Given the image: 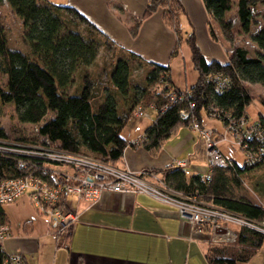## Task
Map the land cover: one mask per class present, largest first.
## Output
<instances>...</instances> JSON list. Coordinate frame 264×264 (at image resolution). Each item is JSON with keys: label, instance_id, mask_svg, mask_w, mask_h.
Returning <instances> with one entry per match:
<instances>
[{"label": "trees", "instance_id": "trees-1", "mask_svg": "<svg viewBox=\"0 0 264 264\" xmlns=\"http://www.w3.org/2000/svg\"><path fill=\"white\" fill-rule=\"evenodd\" d=\"M210 19L219 28L223 39L232 49L228 63L208 62L200 53L194 34L185 39L181 30L184 7L179 0H148L142 18L134 21L130 29L137 36L142 22L158 10L176 34L178 44L185 41L191 51L192 63L199 74L189 95L173 87L171 68L147 62L133 52L118 47L100 32L85 16L69 6L55 5L48 0H0V9L6 3L23 28L25 47L12 49L0 18V74L6 77V89L0 90L3 104H12L22 124L37 126L40 144L29 145L25 139L16 144L0 126V182L25 177L32 163L42 162L31 157L4 151L9 145L16 149L52 147L68 153L92 156L103 162L119 166L124 151L131 144L122 131L135 110L152 109L154 123L144 133L139 145L152 155L162 149L180 127L202 124L203 115L217 119L224 126L247 119V107L253 98L245 84L264 87V13L262 22L255 16L264 0H238L237 18L241 32L249 35L253 27L260 30L252 35L257 45L256 57L243 47H234V24L227 19L232 0H203ZM211 36L216 39L213 27ZM104 52L100 78L93 79L91 67ZM177 54L174 51L173 56ZM143 69L144 78L135 81L133 74ZM220 76L228 85L217 91ZM213 77V78H212ZM74 88L70 94L69 89ZM178 96L173 103L169 93ZM187 91V90H186ZM184 96V97H183ZM179 97H183L180 100ZM191 104L195 105L191 109ZM264 106V101L262 102ZM182 112L188 113L184 117ZM258 123L264 135V117ZM250 151L261 161L254 164L245 160L244 166L232 160L227 168L212 169L211 177H188L184 169L172 167L160 174L174 191L192 195L242 217L250 223L264 227V207L236 195L234 188H242L243 177L264 166V142L254 141ZM27 167V168H26ZM6 214L0 205V226L7 225ZM237 244L253 251H227L208 247V264H245L262 248L264 235L250 228L237 233ZM7 253L0 243V264H5Z\"/></svg>", "mask_w": 264, "mask_h": 264}, {"label": "crops", "instance_id": "crops-1", "mask_svg": "<svg viewBox=\"0 0 264 264\" xmlns=\"http://www.w3.org/2000/svg\"><path fill=\"white\" fill-rule=\"evenodd\" d=\"M48 1L76 9L118 47L147 62L169 65L174 88L190 90L197 83L199 74L192 63L191 51L185 41L178 44L175 32L164 22L161 9L144 20L137 36H132L130 29L135 20L143 17L148 0ZM179 1L184 7L181 16L184 39L193 33L200 53L208 62L226 58L224 45L220 46L211 36L210 25L214 30V23L204 1ZM174 51L177 54L172 57ZM147 111L149 118L130 120L123 129L122 136L131 146L124 151L119 166L134 172L163 171L174 167L177 160H187L188 177L207 176L205 147L189 127L177 129L156 155L135 144L154 123L155 112ZM204 117L205 114L202 124L206 126ZM212 129L226 136L225 131ZM219 149L226 158L233 160L225 148ZM27 204L32 208L29 199L24 197L3 206L11 231L10 238L3 244L4 251L22 254L26 264H208L207 236L196 233L190 223L182 221L175 207L146 195L108 193L94 205L73 200L78 223L63 246L48 233L43 218L33 208V211L24 212ZM261 249L245 264H252ZM262 263L264 256L260 259Z\"/></svg>", "mask_w": 264, "mask_h": 264}, {"label": "built area", "instance_id": "built-area-1", "mask_svg": "<svg viewBox=\"0 0 264 264\" xmlns=\"http://www.w3.org/2000/svg\"><path fill=\"white\" fill-rule=\"evenodd\" d=\"M214 79L218 82L217 91L227 87L228 80L226 78L215 76ZM190 93L189 90L182 92L183 95ZM169 96L173 103L177 102L178 96L174 91L170 92ZM183 97H179L180 100ZM190 107L194 109L195 105L191 104ZM182 115L188 117L186 112H182ZM133 116L150 117L142 107H138ZM248 121L242 119L229 126L232 131L236 132L237 142L246 153L245 160L254 164L260 162L261 159L249 150L250 144L254 141L264 142V135L258 122L248 125ZM192 127L196 131L200 129L197 124ZM200 133L207 150L209 169L207 177L210 178L212 169L227 168L232 164V160L221 153L218 140L213 136V133L207 130H200ZM143 140L144 137L135 144L139 145ZM4 151L31 157L42 163L40 165L36 162L32 163L28 167L29 173L25 177L0 182V205H11L24 196H29L37 214L43 218L48 233L61 246L68 239L74 225L78 223V214L73 208L72 201H85L94 205L108 193L142 194L152 197L164 205L175 207L180 219L190 223L198 234L203 233L204 226H207L216 235L219 229H223L229 223H240L244 228L260 229L242 217L199 201L192 195L172 190L161 175L151 170L134 172L89 155L68 153L52 147L16 149L9 145ZM174 166L185 170L188 167V162L187 160H177L174 162ZM221 235H224L225 239L229 237L225 233ZM10 236V227L1 225L0 243L4 244ZM5 264H26V261L22 254L12 253L7 254Z\"/></svg>", "mask_w": 264, "mask_h": 264}, {"label": "rangeland", "instance_id": "rangeland-1", "mask_svg": "<svg viewBox=\"0 0 264 264\" xmlns=\"http://www.w3.org/2000/svg\"><path fill=\"white\" fill-rule=\"evenodd\" d=\"M237 1L232 0L233 6L232 10L227 14V19L231 20L234 24V33H235V45L234 47H243L249 51V55L251 57H256L258 52L257 45L252 41V35L257 33L260 30V27H253L252 31L249 35H244L241 32V25L237 18ZM264 13V5H260L255 11V16L258 21L262 22V15ZM0 18L4 25L6 36L9 41V46L12 49L16 48H23L25 47L22 40L23 28L19 18L13 14L11 8L4 3L0 9ZM211 26V25H210ZM182 30V29H181ZM214 32L216 34V39H214L217 43L223 44L226 49V58L224 59H216L221 64H226L228 62L229 56L231 54V49L229 48V44L223 39L222 34L219 28L214 23ZM221 46V45H220ZM224 50V48H223ZM104 52L100 53V57L97 60V64L89 70L93 76V79L100 78V74L102 73V66L104 61ZM146 61V60H145ZM144 78L143 69H137L133 74V79L135 81H141ZM6 77L0 74V90L6 89ZM247 90L249 91L251 97L253 98L252 103L247 107V119L248 125H252V123L258 122L260 116L264 117V106L262 102L264 101V87L260 84H245ZM74 88L69 89V94L73 92ZM146 114L149 115L147 110H144ZM139 118H148V117H135L132 118L131 121H135ZM205 125H200L199 123H194L193 125H199L200 129L197 131L194 130L192 125L189 127L192 132L198 135V139L202 141V135L200 130L202 131H210L213 133V136L218 140L219 148H225L230 156L233 158L235 162H237L240 166H244L245 164V151L243 148L239 146L237 142V135L235 131H232L231 126H224L223 123L217 119L207 118L205 115L204 117ZM246 125V126H248ZM0 126L6 131L8 135V141L11 144L19 143L18 139L22 138L27 140L26 143L29 145H33L34 143L40 144L41 138L37 132V126L22 124L17 119V115L15 112V108L12 104H3L0 98ZM208 126V127H207ZM217 128L226 132V136L222 134L218 135L215 130L212 128ZM237 138V139H236ZM240 139V135H239ZM222 142V143H220ZM204 147L205 143L202 141ZM220 143V145H219ZM206 150V148H205ZM207 154V150H206ZM207 162H208V155H207ZM28 170V169H26ZM234 191L236 195L244 197L249 201L255 204H261L264 207V166L260 168H256L253 170L248 176L243 177L242 181V188L235 187ZM28 199L29 196H24ZM23 197V198H24ZM21 200V199H20ZM30 201V200H29ZM18 202V201H17ZM32 208L35 210L33 203L30 201ZM32 208L27 204L24 207V212L33 211ZM14 209V208H12ZM35 213L36 210H35ZM41 217V216H40ZM240 223H229L225 225L223 229H219L216 235L212 232V229L207 226H204L203 235L207 236L208 240V247L213 249H226L227 251H241L243 249L253 251L251 248L248 247H241L237 244V233L242 230ZM260 229L254 228L255 231L260 232L264 235V227H260ZM228 234L229 237L225 239L224 235L221 234ZM215 237V238H214ZM214 238V239H213ZM264 256V244L261 249V254L257 255L254 259L252 264H260V259ZM264 264V263H262Z\"/></svg>", "mask_w": 264, "mask_h": 264}]
</instances>
